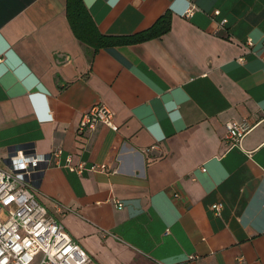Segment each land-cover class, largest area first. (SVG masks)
I'll list each match as a JSON object with an SVG mask.
<instances>
[{
	"label": "crops",
	"instance_id": "1",
	"mask_svg": "<svg viewBox=\"0 0 264 264\" xmlns=\"http://www.w3.org/2000/svg\"><path fill=\"white\" fill-rule=\"evenodd\" d=\"M82 1L103 35L170 31L92 54L66 0H0V169L46 156L38 201L96 264H264V0ZM98 104L114 129L79 134Z\"/></svg>",
	"mask_w": 264,
	"mask_h": 264
},
{
	"label": "built area",
	"instance_id": "2",
	"mask_svg": "<svg viewBox=\"0 0 264 264\" xmlns=\"http://www.w3.org/2000/svg\"><path fill=\"white\" fill-rule=\"evenodd\" d=\"M193 8L190 4L186 15H190ZM218 14V11L214 12V16ZM113 119L109 107L94 105L81 116L77 132L85 134L98 125L114 129ZM251 128L245 121L227 122L225 139L231 146L240 144ZM59 154L60 151L55 152V156ZM47 161L44 155L16 151L9 157L8 169H0V264H32L37 255L41 256L39 264H96L38 201L32 181L43 171L42 165ZM66 167L77 172L83 169L82 165L73 167L70 157ZM103 169L93 166L90 171L101 172ZM116 206L118 209L123 207L121 203ZM222 208L221 203L211 206L216 216Z\"/></svg>",
	"mask_w": 264,
	"mask_h": 264
},
{
	"label": "trees",
	"instance_id": "3",
	"mask_svg": "<svg viewBox=\"0 0 264 264\" xmlns=\"http://www.w3.org/2000/svg\"><path fill=\"white\" fill-rule=\"evenodd\" d=\"M65 15L74 37L95 54L100 49L129 46L158 39L170 31L171 14L169 11L160 16L145 31L130 36H108L99 32L88 9L82 0H66Z\"/></svg>",
	"mask_w": 264,
	"mask_h": 264
},
{
	"label": "rangeland",
	"instance_id": "4",
	"mask_svg": "<svg viewBox=\"0 0 264 264\" xmlns=\"http://www.w3.org/2000/svg\"><path fill=\"white\" fill-rule=\"evenodd\" d=\"M40 258H41V256H40V255H37V256L35 257V259H34V261H33L32 264H39Z\"/></svg>",
	"mask_w": 264,
	"mask_h": 264
}]
</instances>
